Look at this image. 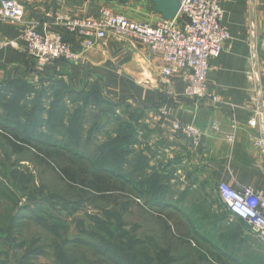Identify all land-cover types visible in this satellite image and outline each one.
I'll return each instance as SVG.
<instances>
[{
	"label": "crops",
	"instance_id": "0c3cea01",
	"mask_svg": "<svg viewBox=\"0 0 264 264\" xmlns=\"http://www.w3.org/2000/svg\"><path fill=\"white\" fill-rule=\"evenodd\" d=\"M16 1L23 6V22L36 20L40 30L63 35L78 60L39 68L20 39L22 25L0 20V38L9 43L0 51V84L18 80L47 96L55 90L85 94L97 87L136 119L138 142L151 153L150 167L165 161L163 167L169 168L181 161L182 172L219 200V183L264 194V146L254 145L256 138L264 137V0H219L230 39L220 56L209 61L208 96L201 99L184 95L180 72L163 78L161 56L139 42L109 34L101 44L81 49L74 34L56 25L61 16L95 19L103 9L153 25L163 15L152 0ZM163 106L168 110L165 117L158 111ZM254 118L256 127H250ZM175 120L200 131L198 146L172 128ZM178 173L177 168L175 176Z\"/></svg>",
	"mask_w": 264,
	"mask_h": 264
},
{
	"label": "rangeland",
	"instance_id": "374dc122",
	"mask_svg": "<svg viewBox=\"0 0 264 264\" xmlns=\"http://www.w3.org/2000/svg\"><path fill=\"white\" fill-rule=\"evenodd\" d=\"M30 93L29 85L24 86L18 80L14 84H0V126L14 128L22 138L28 139L37 148L49 150L54 146L56 152L65 153L82 169L87 168V160H96L99 156L96 152L98 143L118 139L121 123L127 122L134 128L137 125L136 119L133 115L130 117L131 113L125 107H120L119 104H113L112 107L101 99L99 104L88 102L89 106L86 109L84 107L82 114L88 115L85 126L80 125L79 118H68L60 120L65 126L63 127L59 125L60 122H56L59 120L57 116L56 121H44L42 119L47 117V112L40 119V112L36 110L45 107L47 110L56 108L60 111V95L46 100L43 95L40 97L39 94L42 93ZM27 95H32L29 96L31 101L25 99ZM75 99L77 106H82L85 101ZM25 106L30 108L23 110ZM29 110L36 114L29 115ZM99 122H108L106 130L91 131L90 126ZM136 136L137 147L133 146V155L123 162L122 167L115 164L110 169L114 173L132 174L134 186L143 190L144 194H149L145 187L149 180L165 176V186L158 182L154 187H163L165 191L158 195L159 199L156 201L164 204L163 210L170 213L174 220L189 228L188 238H194L192 244H189L191 248L198 244L215 257H221L224 264H264V243L245 224L229 216L222 202L211 190L205 185L200 187L192 182L188 173L182 172L181 161L171 163L169 168L163 167L165 161H158L159 167H150L149 147H141ZM140 152L149 158V168L145 167L144 174L134 176ZM34 155L33 148H23L15 153L0 138V264H63L69 258L72 262L87 264V260L77 255L89 250L88 247L92 244L89 237L91 231L101 232L93 219L106 220V211L112 215L114 227L119 222L123 232L141 240L151 239L152 250L164 246L160 226L153 217L155 215L145 213L153 210L149 209L153 207L146 206L142 198L118 197L117 205L92 201L80 192L78 185L71 186L63 182L56 175L54 167L40 162ZM60 165L71 168L66 162ZM176 167L180 173L175 176ZM123 203L126 204V210L123 209ZM11 218L15 219L11 221ZM185 254L186 247L175 242L170 253V256L177 258L173 264H195L194 261L191 262L192 259L184 258Z\"/></svg>",
	"mask_w": 264,
	"mask_h": 264
},
{
	"label": "built area",
	"instance_id": "2783aa9c",
	"mask_svg": "<svg viewBox=\"0 0 264 264\" xmlns=\"http://www.w3.org/2000/svg\"><path fill=\"white\" fill-rule=\"evenodd\" d=\"M178 2L179 12L174 19H160L153 25L115 14L109 9L101 10L95 19L64 15L57 18L56 25L74 34L81 49H91L101 44L109 34L139 42L151 54L161 56L165 62L161 69L163 78H171L180 72L185 84L184 95L201 99L208 96L206 77L209 61L220 56L230 39V33L223 24L224 11L219 0ZM23 16V6L16 0H0V20L22 25L20 39L39 68L59 60H78V53L64 40L63 35L40 30V23L36 20L23 22ZM179 18H182V23L178 21ZM8 45L0 38V51ZM211 99L217 100L216 97ZM158 111L164 117L168 115L164 106ZM256 124L255 118L248 122L250 127H256ZM172 128L198 146L200 131L194 125L175 120ZM254 145L264 146V137L256 138ZM216 191L228 213L242 221L264 243V194L245 186L232 188L225 183H219Z\"/></svg>",
	"mask_w": 264,
	"mask_h": 264
},
{
	"label": "trees",
	"instance_id": "16d2710c",
	"mask_svg": "<svg viewBox=\"0 0 264 264\" xmlns=\"http://www.w3.org/2000/svg\"><path fill=\"white\" fill-rule=\"evenodd\" d=\"M89 91L85 94H68L67 90H63L60 92H57V90H55L54 93H52L50 96H47L45 93H38L40 97L43 95L46 100L54 95L59 94L60 100H58V103L62 105V109L60 111H57L56 108H51L48 110L45 107H42V109L36 108V110L38 109L37 112H40L38 114L39 118L42 119L43 113L47 112V117L42 119L44 121H47L48 119L50 121H56L55 117L57 116V119L59 120L56 122H60L59 125L65 127L61 121L68 118H70L71 120H76L79 118L81 121L80 125L85 126L86 123H88V115L82 114V111H84V107L86 109V107H88L90 103L94 105V102H97V104H99V101L101 102V99L102 101L104 100L107 105H111L112 107L114 104L108 101L101 94V91L97 87H93L89 89ZM30 92V94L33 93V95L36 93L31 90ZM29 96L32 95H27L25 99L31 101L32 98ZM94 97L99 98L96 99ZM75 98L85 99L84 103L81 104L82 106L76 105L78 104V102H76ZM66 102L70 104L67 106ZM28 108L30 107L25 106L23 110H26ZM127 109L128 108L126 107V110ZM28 114L35 115L36 112L33 110H29ZM130 117H132V114L130 115ZM107 124L108 122H104L102 124L100 122L93 123L90 126V129L91 131H96L98 129L104 131L107 128ZM119 129L121 133L118 134V139H112L104 143H98L99 146H97L96 152L99 156L96 158V160H87L86 164H88V166L85 169L80 168L77 162L71 161L69 159L70 157L65 156V153H62L59 150H57L59 151V153L56 152L54 146H49V150L33 146L28 139L26 140L22 138V136L18 134L17 131L12 127L3 128L0 126V138H3L7 146L15 153L20 152L23 148H33L35 154L34 156L38 157L40 162L54 167L56 175L63 182L68 183L71 186L78 185L79 189L81 190L80 192L90 197L92 201H100L105 203L106 205H117L119 202L118 197L123 198L124 196H126L127 198H142L146 206L153 207H148L149 209L153 210H146L147 212L145 213L150 214L151 212L152 215H155L153 217L157 224L160 226V237L163 239L164 246L152 250L151 239L141 240L134 235H131L125 231L123 232L121 224L119 222L114 227L111 222L112 215L109 213V211H106V220H102L100 218L93 219L95 225L98 226L101 232L91 231L93 234L91 233L89 235L92 240V244L88 247L90 251L87 250L89 257H87V252L78 253L79 255H77L79 258L87 260V264H173L177 258L174 255L170 256V253L172 252V246L173 244H175V242H178L179 245H184L186 247V254L184 258L190 260L192 259L191 262L194 261L195 264H222L223 262H221V257H215V255L212 253L210 254L208 250L206 251L205 249L199 247L198 244L195 246L193 245L191 248V245L189 244L191 243V241H193L194 238L193 236L191 239L188 238V236L190 235L189 228L179 221L174 220L170 213H166L163 210L165 208L164 204L162 205L156 201L157 199H159L158 195L161 193L163 194L165 191L163 187L157 189H155L154 187L158 182L161 185H164L163 178H165V176L149 180L145 186L149 194H144L143 190L136 189V187L134 186V177L132 174L126 175L122 174V172L114 173L112 169H110V167L115 164H119L122 167L123 162L126 159H129L128 157L130 155H133V146L137 144V141L135 139L138 131L137 126L134 128L133 125L125 122L124 124H120ZM79 132L81 133V130H79ZM21 145H25L26 147ZM65 150L67 152L68 148ZM137 159L138 168L134 171V176H136L135 174H144L145 167L149 168V158L143 155L142 152L138 154ZM64 162L68 163L71 168L60 165V163ZM125 206L126 204L123 203V209L126 210L127 208H124ZM113 213L116 214L115 211H113ZM14 219L15 218H11V221H13ZM238 221L242 222L240 220ZM181 228H183V231L181 230ZM100 234H102V237ZM143 242H147V244H144ZM189 250L191 251L188 252ZM212 257H214L215 259ZM58 259L63 260V258ZM73 263L80 264L79 262H72L70 258L67 261L66 259L63 261V264Z\"/></svg>",
	"mask_w": 264,
	"mask_h": 264
},
{
	"label": "water",
	"instance_id": "95a60500",
	"mask_svg": "<svg viewBox=\"0 0 264 264\" xmlns=\"http://www.w3.org/2000/svg\"><path fill=\"white\" fill-rule=\"evenodd\" d=\"M155 2L157 9L162 13L163 19L172 20L179 12L178 0H152Z\"/></svg>",
	"mask_w": 264,
	"mask_h": 264
}]
</instances>
